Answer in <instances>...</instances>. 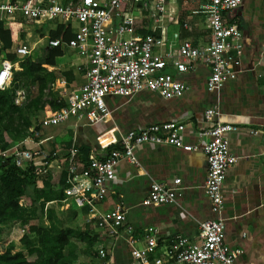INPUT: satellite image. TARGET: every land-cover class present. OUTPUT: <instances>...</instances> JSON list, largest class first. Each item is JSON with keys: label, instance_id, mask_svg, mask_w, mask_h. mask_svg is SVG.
Returning a JSON list of instances; mask_svg holds the SVG:
<instances>
[{"label": "crops", "instance_id": "0c3cea01", "mask_svg": "<svg viewBox=\"0 0 264 264\" xmlns=\"http://www.w3.org/2000/svg\"><path fill=\"white\" fill-rule=\"evenodd\" d=\"M9 1L15 0H0ZM57 1L66 4L76 0ZM204 3V0H169L161 20L143 13L135 21V28L140 33L155 29L157 35L162 29L167 40L161 50H169L185 38L194 44L206 42L209 31ZM197 8L205 14L204 22L196 13H191L186 19L181 17L184 9ZM224 16L228 21H234L240 29L241 49L239 55H234L233 76L216 90L207 91L208 70L199 65L194 71L180 76L187 85V90L180 97L164 99L146 91L131 97L108 96L106 105L109 117L97 124H90L83 117H70L54 126L38 128L35 124L38 134L25 141L29 144L23 145V148L32 151L42 149L49 155L47 164L38 155L30 163L36 172V187L39 190L48 186L52 196L49 201H38L45 204L44 212L39 209L41 218L48 212L50 205L57 216L67 213L64 211L69 204L63 194L65 185L62 177L66 172L71 147L77 149L80 168L86 164V155L91 151L100 153L109 150L118 145L121 135L126 132L164 121L188 124L190 133L185 141L196 145L197 131L204 125L202 113L213 105L216 109L215 120L238 127V131L228 135V149L236 157V162L226 170L221 188L224 243L229 248L241 250L233 264H264V0H242L236 10L227 11ZM0 22L5 29H10L12 41L10 49H2V59H7L6 54H13L16 58L10 61L14 65L21 61L15 54L16 47L28 48V57L32 56V60L34 57L40 58L51 49L47 45L49 39L66 42L72 38L77 27L76 23L63 18L29 21L19 16L11 18L6 14L0 17ZM57 28H60L59 33L52 37L50 33L56 32ZM57 48L61 55L56 57L55 65L43 66L50 72L61 71L59 77L56 76L50 84L55 90H60L56 100L64 104L67 94L84 82L83 69L79 66L83 60L65 46ZM133 155L134 164L126 160L117 164L115 178L105 185L104 199L97 204V209L105 212L118 204L123 205L126 210L125 222L132 227L130 237L139 243L146 228L154 227L158 239L155 256L162 257L176 236L192 237L200 221L214 218L203 188L207 172L206 157L199 148L183 150L163 144H142L134 148ZM39 164L43 166L39 167ZM39 176L47 177L45 180L49 184L42 183ZM176 177L180 178V182L176 186L175 202L149 206L142 204L151 181L172 186V180ZM70 206L82 212L85 225L92 227L94 240L83 250L90 264L96 260L98 247L108 249L116 264L130 263L129 247L125 241L127 233L110 237L95 224L94 219L87 222L86 208ZM46 216H43V223L39 222L42 219L36 222L38 226H49ZM11 233L16 234V229H11Z\"/></svg>", "mask_w": 264, "mask_h": 264}, {"label": "built area", "instance_id": "2783aa9c", "mask_svg": "<svg viewBox=\"0 0 264 264\" xmlns=\"http://www.w3.org/2000/svg\"><path fill=\"white\" fill-rule=\"evenodd\" d=\"M169 0H76L62 4L57 0H15L0 2V17L4 14L19 16L29 21L63 18L77 24L68 41L49 39L51 48L65 46L83 61L84 82L71 90L62 107L42 118L36 126H54L70 117L85 118L90 124L105 119L109 110L106 97H131L140 92L157 94L164 99L183 95L187 85L180 78L197 66L208 71L206 89L212 92L233 76L232 62L241 49V31L224 14L236 10L242 0H204L209 31L206 42L194 44L185 38L170 48L161 50L166 42L163 30L155 29L140 33L135 21L146 13L161 20ZM186 27V24H183ZM30 51L18 46L15 54L28 57ZM14 64L7 59L0 61V90L11 85ZM19 92H17L18 94ZM213 105L203 113V128L197 131V144L186 143L190 133L188 124L181 121L152 123L121 135L119 143L111 150L100 153L91 151L86 164L79 168L78 152L71 147L67 157L63 194L69 205L87 209V222L95 224L110 237L123 232L129 247V264H233L240 249L229 248L224 243L225 224L221 217L223 209L222 184L226 170L236 162L229 152L228 135L238 131L231 123L215 120ZM36 127V128H37ZM36 132L34 135H37ZM26 141V140H25ZM169 145L183 150L201 149L206 157L207 172L204 180V195L209 201L214 218L198 223L192 237L176 236L163 252L155 256L158 247L157 230L146 228L141 243L131 238L132 227L126 224V210L118 204L109 211L100 212L97 204L104 199L105 185L115 178V167L126 160L134 164V148L142 145ZM40 156L47 164L49 155L42 149L35 151L14 144L0 152L1 158L21 169H26ZM52 155H55L54 153ZM180 178L172 180V186L153 180L142 204L145 206L176 201ZM93 264H116L108 249L98 247Z\"/></svg>", "mask_w": 264, "mask_h": 264}, {"label": "rangeland", "instance_id": "374dc122", "mask_svg": "<svg viewBox=\"0 0 264 264\" xmlns=\"http://www.w3.org/2000/svg\"><path fill=\"white\" fill-rule=\"evenodd\" d=\"M191 13H196V16L201 18V22H204L203 15L205 14H202L201 10L198 8L193 10L184 9L181 17L186 19L188 16L192 15ZM46 56L47 51L43 53L42 57H34L33 60L32 56L22 58L18 63L19 69H13L12 71L11 85L4 89V91H0V152L2 148H9L14 144L28 145L29 142L26 143L25 140L28 141L34 138V133L37 131L35 128L37 121L56 109V99L58 98L60 90H55L50 83L56 79V76L59 77L61 71H48V69L43 66ZM2 58H4V54L0 48V61ZM29 62L41 63L44 70L28 76L26 74V66ZM49 74H52V76H49ZM40 79L44 81L41 83L39 82ZM17 92L19 93L17 94ZM41 166L43 165L39 164V167ZM42 174H44V172H42ZM39 178L42 180V183L45 182L47 185L49 184V181L45 180L47 177L39 176ZM3 182L0 176V186ZM29 187L30 186L27 187V191L31 194L32 188ZM39 190L40 192L44 191L46 193L50 189L47 186ZM0 194H3V192H0ZM36 202V205L33 204L31 207H21L19 219L6 222L0 221V253L8 251L13 254L22 251V253L26 254V249L23 244H21L20 238L27 235L31 238V241L35 243L37 236L30 233L28 227L37 225L36 222L40 219L42 220L39 222L43 223V216L47 214L46 220L47 217L49 218V216H51L50 221L52 226L60 230L68 229L72 232L69 236L70 243L64 250L67 259L63 261V264H90L83 250L84 247L89 244L93 230L92 227L90 228L88 225H85L86 222L85 218L82 216V212L75 211L73 207L69 205L64 211L67 213L57 216L55 215L54 207L50 205V207L48 206V212L41 218L39 209H42L44 212L45 204L39 203L38 201ZM23 221L26 222V225L22 223ZM50 221H48V223H50ZM45 224L47 223L45 222ZM13 228L16 229V234L11 233V229ZM19 235L20 237L18 238L17 236ZM73 246L76 247V249ZM69 250H72L73 253H67Z\"/></svg>", "mask_w": 264, "mask_h": 264}, {"label": "trees", "instance_id": "16d2710c", "mask_svg": "<svg viewBox=\"0 0 264 264\" xmlns=\"http://www.w3.org/2000/svg\"><path fill=\"white\" fill-rule=\"evenodd\" d=\"M59 29L60 28H57L56 32H51V36H56L60 31ZM0 42L2 44L1 49L3 50L10 49L12 46L11 31L10 29H5L1 22ZM60 55L61 52L57 47L49 49L43 64L55 65V59ZM5 57L11 61H14L16 58L13 54H6ZM41 65L42 64L38 62H29L26 66V74L31 76L36 72L43 71L44 68ZM14 69L18 70V65H14ZM49 76H52V74H49ZM43 81L44 80L41 79L39 80L41 83ZM62 106V102H57L56 109ZM4 149L6 148H2V151ZM35 173L34 168L31 166L26 169H21L11 164L7 158H0V176L4 181L0 186V192H3V194H0V221L6 222L17 220L20 218L19 212L21 207H31L40 199H43L44 201L52 199L49 190L45 193L44 191L40 192L37 189L35 185ZM65 177L66 172L63 173L62 177L63 185H65ZM28 186L32 188L31 194L27 191ZM59 197H61V194ZM50 220L51 216H49V221ZM22 223L26 225L25 221ZM28 228L30 233L37 236L36 242L33 243L31 238L27 235L22 236L20 242L26 249V254L22 253V251L13 254L8 251L1 252L0 264H63V261L67 259L64 250L70 243L69 236L72 232L68 229L60 230L57 227L52 226L51 221L48 227L31 225ZM93 240L94 237L92 236L89 244H91ZM67 253L73 252L72 250H69Z\"/></svg>", "mask_w": 264, "mask_h": 264}, {"label": "bare ground", "instance_id": "6f19581e", "mask_svg": "<svg viewBox=\"0 0 264 264\" xmlns=\"http://www.w3.org/2000/svg\"><path fill=\"white\" fill-rule=\"evenodd\" d=\"M109 117V115H107L106 117H105V119H107Z\"/></svg>", "mask_w": 264, "mask_h": 264}]
</instances>
